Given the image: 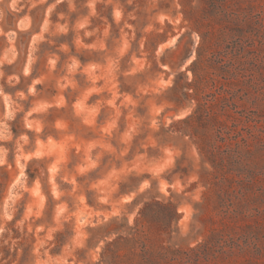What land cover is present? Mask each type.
I'll return each instance as SVG.
<instances>
[{
    "label": "rangeland",
    "instance_id": "1",
    "mask_svg": "<svg viewBox=\"0 0 264 264\" xmlns=\"http://www.w3.org/2000/svg\"><path fill=\"white\" fill-rule=\"evenodd\" d=\"M59 8L5 34L0 78L20 79L19 43L39 107L83 70L92 86L80 117L98 123L89 93L106 90L108 108L75 149L64 137L39 147L36 157L55 158L46 179L31 153L13 170L0 148V264H264V0ZM11 109L5 90L0 110ZM9 132L0 118V141Z\"/></svg>",
    "mask_w": 264,
    "mask_h": 264
},
{
    "label": "clouds",
    "instance_id": "2",
    "mask_svg": "<svg viewBox=\"0 0 264 264\" xmlns=\"http://www.w3.org/2000/svg\"><path fill=\"white\" fill-rule=\"evenodd\" d=\"M66 2L67 0H54V3L50 5V0H0V44H6V40L3 39L6 33L15 32L20 35L24 31L20 28L21 20L30 17L32 23L39 27L53 8L59 12V6ZM32 23L29 24V27H32ZM78 31L87 44L86 41L92 36L91 28L86 29L82 25ZM76 43L80 44L81 42L77 40ZM85 44H81V47H85ZM17 49V64L21 68L20 79L18 80L11 73L8 79L0 78V96L4 95L5 90H7L8 100L12 102L11 113L5 115L0 110V118L4 119L10 129L8 136L0 141V148L6 150L8 165H11L13 170L18 154L31 153L29 168L35 170L36 174H39L41 170L44 171L46 179L48 165L54 164L55 158L36 157L35 152L42 144L53 141L59 142L61 137L68 139L75 149L76 141L81 135L84 137L89 134L99 135L98 124L105 119L104 113L108 108L106 103H102L107 93L105 90L88 94L86 103L102 105L101 110L97 113L98 123L96 125L88 124L77 112V107L84 98V93L92 86L87 78V73L81 70L78 73L67 74L61 81L59 101L49 103L46 108L42 109L39 107L42 97L28 87L31 80H25L22 71L24 61L27 58V48H20L18 43ZM69 51L74 52L75 48H71ZM95 87L103 88V81H96ZM38 120L44 121L43 127L34 123ZM26 121L33 123L28 126ZM78 155L79 153L76 151L72 152L70 167L75 164ZM0 170L7 173V165L0 166ZM12 174L14 175L15 172L13 171ZM22 208L23 205H21V210Z\"/></svg>",
    "mask_w": 264,
    "mask_h": 264
},
{
    "label": "bare ground",
    "instance_id": "3",
    "mask_svg": "<svg viewBox=\"0 0 264 264\" xmlns=\"http://www.w3.org/2000/svg\"><path fill=\"white\" fill-rule=\"evenodd\" d=\"M43 147H44V146H43ZM44 148H47V147H44ZM44 148H43L42 150H46V149H44ZM47 150H49V148H47ZM39 157H40V156H39Z\"/></svg>",
    "mask_w": 264,
    "mask_h": 264
}]
</instances>
